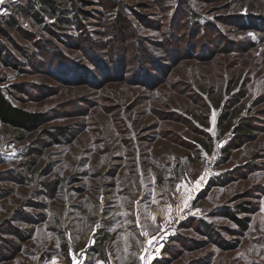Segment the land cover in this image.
I'll list each match as a JSON object with an SVG mask.
<instances>
[{
    "label": "rangeland",
    "instance_id": "1",
    "mask_svg": "<svg viewBox=\"0 0 264 264\" xmlns=\"http://www.w3.org/2000/svg\"><path fill=\"white\" fill-rule=\"evenodd\" d=\"M30 1L0 2V86L46 114L0 123V264H264V0Z\"/></svg>",
    "mask_w": 264,
    "mask_h": 264
},
{
    "label": "trees",
    "instance_id": "2",
    "mask_svg": "<svg viewBox=\"0 0 264 264\" xmlns=\"http://www.w3.org/2000/svg\"><path fill=\"white\" fill-rule=\"evenodd\" d=\"M110 1V0H108ZM65 4H61L58 0H36L30 1L29 9L31 12L35 14V16H39L42 14V8L47 11L48 15L56 18L57 23L67 22L71 18V13L73 11H78L79 13L88 14V11H85V7L92 4L91 0H66ZM40 5L41 7L38 8ZM77 17L78 15H73ZM87 16V15H86ZM13 22L12 20L10 21ZM4 50L3 44L0 40V56H2V52ZM117 61L119 60V53L116 54ZM46 119L45 112L42 111H33L16 105L13 101L7 96L4 89L0 86V123L8 125L12 128L20 129L25 132H31L40 126ZM249 206H245V211H249ZM234 209V208H233ZM233 209H229L227 211V215L237 222L241 224L244 228L248 225V218H241L236 215ZM105 241V237H103ZM101 242V244H103ZM87 264H93V261H89Z\"/></svg>",
    "mask_w": 264,
    "mask_h": 264
},
{
    "label": "snow or ice",
    "instance_id": "3",
    "mask_svg": "<svg viewBox=\"0 0 264 264\" xmlns=\"http://www.w3.org/2000/svg\"><path fill=\"white\" fill-rule=\"evenodd\" d=\"M0 2H2V0H0Z\"/></svg>",
    "mask_w": 264,
    "mask_h": 264
}]
</instances>
